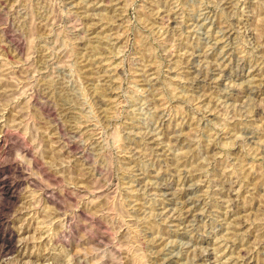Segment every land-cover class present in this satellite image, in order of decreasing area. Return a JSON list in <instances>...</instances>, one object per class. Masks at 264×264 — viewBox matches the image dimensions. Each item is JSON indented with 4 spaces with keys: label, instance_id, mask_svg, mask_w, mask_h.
I'll return each mask as SVG.
<instances>
[{
    "label": "rangeland",
    "instance_id": "rangeland-1",
    "mask_svg": "<svg viewBox=\"0 0 264 264\" xmlns=\"http://www.w3.org/2000/svg\"><path fill=\"white\" fill-rule=\"evenodd\" d=\"M0 244L264 264V0H0Z\"/></svg>",
    "mask_w": 264,
    "mask_h": 264
},
{
    "label": "bare ground",
    "instance_id": "bare-ground-1",
    "mask_svg": "<svg viewBox=\"0 0 264 264\" xmlns=\"http://www.w3.org/2000/svg\"><path fill=\"white\" fill-rule=\"evenodd\" d=\"M99 40V39H98ZM90 75V74H89ZM4 82V81H3ZM6 82V81H5ZM2 83V82H1ZM5 84V83H4ZM8 85V84H7ZM5 86V85H4ZM3 87V86H2ZM9 87V86H8ZM2 89V88H1ZM24 114V113H23ZM53 150V149H52ZM52 152V151H51ZM54 153V152H53ZM51 154V153H50ZM58 154H60V153H58ZM56 158V157H55ZM52 159H54V158H52ZM58 160V159H57ZM184 165V164H183ZM19 168V167H18ZM17 168V169H18ZM20 169V168H19ZM18 169V170H19ZM16 185L17 184H14L13 185V183L12 184H7V186L5 187V188H3V190H4V193L6 194V195H8V196H11L14 192H16L15 191V189H16ZM18 187V186H17ZM15 195V194H14ZM8 222V221H7ZM4 225V224H3ZM4 228V227H3ZM5 234V233H4ZM9 235V234H8ZM7 236V235H6ZM4 240H5V242H11V240H12V236L10 235V236H7V237H5L4 238ZM4 242V241H3ZM3 242H2V244H3ZM1 245V244H0ZM8 245V244H7ZM11 245V244H10ZM14 245V244H13ZM2 246V245H1ZM10 248V247H9ZM12 249H13V247H11ZM11 249V250H12ZM2 251V250H1ZM6 252V251H5ZM5 254V253H4ZM11 254V253H10ZM170 257V256H169Z\"/></svg>",
    "mask_w": 264,
    "mask_h": 264
}]
</instances>
